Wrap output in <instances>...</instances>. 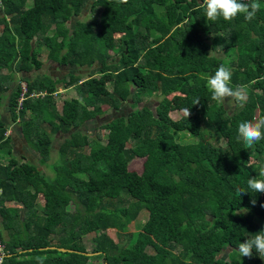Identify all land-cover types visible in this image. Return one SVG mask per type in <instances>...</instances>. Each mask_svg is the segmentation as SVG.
<instances>
[{"label": "trees", "instance_id": "trees-1", "mask_svg": "<svg viewBox=\"0 0 264 264\" xmlns=\"http://www.w3.org/2000/svg\"><path fill=\"white\" fill-rule=\"evenodd\" d=\"M26 1L0 0V106L6 99L10 123L38 157L37 164L14 158L0 118V153L9 157L0 163L3 264H39L38 257L43 264H260L255 249L241 257L238 246L264 228V193L247 189L264 165V140L250 148L253 156L237 129L264 117V0L250 21L242 14L210 21L202 0H92L97 18L71 30L67 23L88 0H31L25 8ZM39 47L63 67L97 64L109 89L94 76L20 78L28 94L43 96L26 95L17 109L18 86L8 94L9 87L15 73L40 69ZM221 64L233 88L247 86L230 111L200 78ZM58 85L76 94L60 110L52 99ZM152 97L153 110L144 105ZM124 102L126 116L98 127L103 141L82 132ZM185 109L188 119L168 115ZM174 132L194 142L177 143ZM57 133L66 137L49 164ZM134 160L140 172L129 170ZM238 187L248 193L237 195ZM143 212L144 222L133 224ZM107 230L125 235L124 243Z\"/></svg>", "mask_w": 264, "mask_h": 264}, {"label": "rangeland", "instance_id": "rangeland-1", "mask_svg": "<svg viewBox=\"0 0 264 264\" xmlns=\"http://www.w3.org/2000/svg\"><path fill=\"white\" fill-rule=\"evenodd\" d=\"M91 1L92 0H88L87 4L82 9V11L79 13V15L76 17H72L70 19V21L67 23V27L70 30L72 29V27L76 21L88 22L92 19L97 18L98 9L95 11L90 10L89 5H90ZM38 51H39L38 55H40L38 58L40 59V63L43 62V65L41 63V67L39 70L32 71L31 73L25 74L24 79H26V78L31 79L33 77V75H35L37 73H38V76H45L46 74H48V75L51 74V78H55V81L65 78L68 74L78 76L81 80L82 79L85 80L88 76H94L101 81V84L103 86H105V88L109 89V85L107 83V77H105V75L99 73V66L97 64H94L93 66H91L89 68H85V67L75 68V67H68V66L67 67H63V66H60V67L55 66L54 67V65L52 63H48V61L46 63V59H45L46 49L39 47ZM215 56L218 58L222 57L221 55H215ZM227 58L231 61L234 60V56H232V57L229 56ZM227 58L225 57V59H227ZM1 73L4 74L5 71L2 70ZM43 74H45V75H43ZM18 75L21 76V74L16 73L14 78H16ZM17 85H18L17 82H13V84L9 87L8 92L11 93L12 91H15ZM246 93H247V90H246ZM70 98H76V94H75L74 90L72 88L64 89V87H62V85H58L56 88V93L52 95V99L56 103L58 110H60V106H61L62 101L68 100ZM231 98L232 97L227 98L224 102V105H226L225 107L228 109V111H230L229 109H231L233 106ZM1 102H2V105L0 106V118L4 121L5 124H7L10 122V120L8 118V112H7V108H6L7 107L6 106V99L1 101ZM155 103H156V100H155V98L152 97V98H149L148 100H146L144 102V105L148 106L149 109L153 110ZM18 108L19 107L17 105V109ZM129 112H130L129 102H124V103H122V105L120 106L118 111L109 110L103 116L97 117L94 120H91L89 123H85L84 126H82L81 130L83 133L87 134L90 138L94 137L95 133L96 134L98 133V135L101 138V141H103L104 136L106 134V131L98 130L99 129L98 127L100 125L108 122L112 118H115L118 116H126L127 113H129ZM183 112L184 111H178V110L177 111H171V112H169L168 115L171 119L176 120V119H178L179 116H181L183 114ZM27 117L28 116L26 115V118ZM18 121L19 120H16V122H18ZM15 124L16 123H14V127H15ZM14 131H17V130H14ZM9 133H10L9 135L14 136L15 132L10 131ZM173 134H174L173 135L174 140L177 143L186 144V143H193L194 142V140L186 133H175L174 132ZM65 137L66 136H62V135L58 134V135H56V137H54V139L52 138L53 139V143H52L53 152H52V149H50L49 158H48L49 164L50 163L51 164L57 163V161L59 160L58 155L55 153V151L58 148V146L60 145V143L62 142L63 138H65ZM13 146L15 148L14 153L18 157L17 159L19 161H20L19 156L22 155V156L26 157L29 161H31V162L34 161L35 162L34 164H37V156L32 157V155H29L27 153L26 147L23 146V143L21 144V142H18V143L14 142ZM246 147L249 148V150L251 148V147H248L247 145H246ZM250 153H251V155L254 156L252 149L250 150ZM2 158L3 157H1L0 160H2ZM257 162H258V160H257ZM128 168H129V170H134L136 172H140V161H138V160L132 161L129 164ZM41 170H42V168H41ZM46 172H47L46 175L50 176V172L48 170ZM38 203L40 206H42L43 203H42L41 198L38 199ZM71 208H72L71 205H69L68 210H70ZM145 219H146V213H144V212L140 213L137 216V218L135 219L133 224H139L140 225L144 222ZM134 229L135 228H131L130 231H135ZM106 233L115 243H118L119 245H121L125 241V238H124L125 235L119 236L114 230H107ZM92 236H93V234H90V235H87V237H85L84 242L86 244L87 249L90 248V237H92ZM228 252H229V249H225L224 251H222V253L220 254V258L222 260L226 261L227 257H228ZM263 255L264 254H260V260H261L260 264H264V256ZM92 262H93V264L95 263V261H93V260L90 261L89 263L92 264Z\"/></svg>", "mask_w": 264, "mask_h": 264}, {"label": "clouds", "instance_id": "clouds-1", "mask_svg": "<svg viewBox=\"0 0 264 264\" xmlns=\"http://www.w3.org/2000/svg\"><path fill=\"white\" fill-rule=\"evenodd\" d=\"M205 15L210 21H216L223 18L225 21L234 19L242 14L244 19L250 21L255 18L257 11L260 10L259 0H202ZM232 72L228 66L221 64L214 74H202L201 79L206 81L207 87L211 93V99L217 103L223 104L229 97L237 101L246 99V85H240L236 88L231 86ZM199 100L195 102L198 103ZM185 116H190L189 109H185ZM238 139L242 140L248 147H252L256 142L264 140V117L252 120H245L238 125ZM247 189L255 193H264V165L258 170V175L250 177L247 180ZM237 195L248 193L243 188L236 189ZM255 203V201H253ZM253 249L258 254H264V228L256 232L255 235L238 246L241 257H251ZM0 253L3 249L0 248ZM44 257H38L39 264H43ZM4 256L0 255V264H3Z\"/></svg>", "mask_w": 264, "mask_h": 264}, {"label": "crops", "instance_id": "crops-1", "mask_svg": "<svg viewBox=\"0 0 264 264\" xmlns=\"http://www.w3.org/2000/svg\"><path fill=\"white\" fill-rule=\"evenodd\" d=\"M1 6V5H0ZM31 6V0H27L26 1V3H25V8H27V7H30ZM1 9V8H0ZM0 15H1V11H0ZM40 55H38V57H39ZM38 60L40 61V59L38 58ZM45 60V59H44ZM43 60V61H44ZM47 61L48 60H46V63H47ZM42 63V65H43V62H41ZM48 63H52L53 65H54V67L56 66V67H60V65H57L56 63H54V62H52V61H48ZM32 72V71H31ZM31 72H29V73H31ZM37 73V72H36ZM3 74V73H2ZM5 74V73H4ZM16 74V73H15ZM18 74H21V76H17L15 79H16V81H14V82H17L18 80L17 79H24V76H25V74H28V73H18ZM38 75V73L37 74H35V75H33V77L31 78V79H28V78H26V79H24V80H26V81H30V80H32V79H34L36 76ZM43 75H45V74H43ZM45 77H48L51 81H55V78H51V74L50 75H48V74H46L45 75ZM57 81V80H56ZM18 83V82H17ZM13 84V83H12ZM8 94H9V92H8ZM6 106H7V101H6ZM7 108V107H6ZM17 124H15V127H14V123L12 124V123H7L6 124V127H7V132L9 133L10 131H12V132H15L14 133V136H12V135H9V134H7V132H6V135L10 138V145H11V150H12V155L14 156V158L16 159V160H18L17 158V156H16V154L14 153L15 151H14V146H13V143L14 142H16V143H18V142H21V144L23 143V146L24 147H26V150H27V153L29 154V155H32V157L33 156H37V153H35V152H33L30 148H28L27 147V145L25 144V142H24V140H23V138H22V136H21V132H20V129H19V126L17 125ZM14 130H17V131H14ZM58 134H60V135H62V136H65V135H63V134H61V133H57V134H55V135H53L52 136V138L54 139V137H56V135H58ZM52 139V140H53ZM64 139V138H63ZM61 144V143H60ZM0 156L1 157H3L2 158V160H0V163L1 164H5L6 163V161L9 159V157H7V156H2L1 155V153H0ZM0 157V158H1ZM19 158H20V161L19 162H28V163H32V164H34L35 162L33 161V162H31V161H29L26 157H24V156H19ZM37 160H38V157H37Z\"/></svg>", "mask_w": 264, "mask_h": 264}, {"label": "built area", "instance_id": "built-area-1", "mask_svg": "<svg viewBox=\"0 0 264 264\" xmlns=\"http://www.w3.org/2000/svg\"><path fill=\"white\" fill-rule=\"evenodd\" d=\"M261 79L264 80V64L262 65V75H261ZM18 89H19V97L17 99V105L18 107H20V104L22 102V100H24L26 98V95L28 96V98H35V97H38V96H43L42 93H33L31 92L30 94L27 93V86H26V83L23 82V81H19L18 82ZM7 134H9L7 132ZM0 248L3 249V253H0V255H3L5 257V250H4V246L0 240Z\"/></svg>", "mask_w": 264, "mask_h": 264}, {"label": "water", "instance_id": "water-1", "mask_svg": "<svg viewBox=\"0 0 264 264\" xmlns=\"http://www.w3.org/2000/svg\"><path fill=\"white\" fill-rule=\"evenodd\" d=\"M49 249H54V248H49ZM59 252H66L68 250H64V249H57ZM88 255V254H87Z\"/></svg>", "mask_w": 264, "mask_h": 264}]
</instances>
